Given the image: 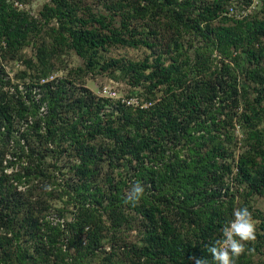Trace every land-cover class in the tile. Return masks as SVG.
<instances>
[{
  "label": "trees",
  "instance_id": "obj_1",
  "mask_svg": "<svg viewBox=\"0 0 264 264\" xmlns=\"http://www.w3.org/2000/svg\"><path fill=\"white\" fill-rule=\"evenodd\" d=\"M14 1L0 0L2 264H91L108 235L132 264H214L207 246L238 197L264 194V0L261 15L242 18L223 14L230 0H48L37 14ZM32 37L14 84L2 62ZM112 46L150 54L108 57ZM63 49L83 63L53 76L45 56ZM111 65L142 100L103 98L69 76ZM101 165L132 170L124 183L142 184L140 198L102 179ZM256 215L236 264H264ZM135 217L140 236L127 243Z\"/></svg>",
  "mask_w": 264,
  "mask_h": 264
},
{
  "label": "rangeland",
  "instance_id": "obj_2",
  "mask_svg": "<svg viewBox=\"0 0 264 264\" xmlns=\"http://www.w3.org/2000/svg\"><path fill=\"white\" fill-rule=\"evenodd\" d=\"M47 1L48 0H26V2L22 3V8H27L33 14H37L42 5ZM85 1L88 3H94L92 2V0ZM261 5L262 0H230L225 5V10L223 14L227 13L229 16L235 18H242L243 16L261 15ZM260 38H262L264 42V37ZM46 40H48V38ZM39 41L40 40L38 39V37H32L28 41V43L22 48L19 55H17L13 59H8L5 62H2L5 70L4 73H6L7 77L12 78V83L15 84L18 81L20 82V79L17 75L21 73L20 71L25 68V63L23 60L24 58L34 57L35 46ZM149 54L150 50L143 46L137 48L125 46H112L106 52V56L108 57L113 56L115 58L120 57L133 60L143 59ZM45 58L47 59V61L52 62L53 76L59 77H67V74L70 73V68L81 65L83 63L81 57L78 56L71 49H63L61 51H58L56 57L54 54L51 56L47 54ZM69 76L73 79V81L75 80L76 82H81L84 86H87L95 95L103 98H120L122 100H127L131 103H137L142 100V97L137 94V88L132 87V85H130L128 81V76H123L122 71L118 67L112 65L103 69L96 68L87 73H84L82 77L75 76L73 72ZM262 102L264 104V95ZM232 130L236 135V139L238 140L237 144L239 145V140L242 137V130L240 129L239 125H235ZM11 142L9 143V146ZM100 142H102V140ZM9 151L12 152V149H10ZM7 157H10V152L7 153ZM9 168L8 170H10ZM99 174L102 179L106 176H112L113 183L122 180L120 181V183L124 188V181H126L127 178L132 174V170L128 169L126 166L110 168L109 166L101 165L99 168ZM130 183L131 181L128 182L129 185L125 186V189L127 191L132 188V185ZM56 204L57 206H59L60 202L57 201ZM243 205H246L248 206V208H250L249 210L252 213L257 229L259 217L255 216H258L256 215L257 213H260V215L264 214V194H255L251 197L239 196L238 200L236 201L235 209ZM46 219L51 220V215L47 214L41 220V222L43 223L40 224L42 231H44L46 228ZM139 228L140 220L139 218L135 217L132 219L131 227H129L123 233V235L126 237L123 240L127 243L136 242L140 236V233L138 231ZM106 238L108 239H104L103 248L101 249V251H99V256L93 257L91 264H98V262H100L104 258V256L107 255L113 257V259H115L118 264H132L131 255L125 252V250L121 247L122 242L120 240H117L116 243L112 242V240L109 239V235ZM253 260L259 262V260H261V255H254ZM0 264H2L1 261Z\"/></svg>",
  "mask_w": 264,
  "mask_h": 264
},
{
  "label": "clouds",
  "instance_id": "obj_3",
  "mask_svg": "<svg viewBox=\"0 0 264 264\" xmlns=\"http://www.w3.org/2000/svg\"><path fill=\"white\" fill-rule=\"evenodd\" d=\"M51 188V186H46ZM144 188L140 183L133 185L128 200L135 202L143 194ZM220 237L207 246L214 264H236L246 248V242L255 239L256 223L248 206L243 205L233 210L232 218L220 229ZM195 264H209L207 257H198Z\"/></svg>",
  "mask_w": 264,
  "mask_h": 264
},
{
  "label": "built area",
  "instance_id": "obj_4",
  "mask_svg": "<svg viewBox=\"0 0 264 264\" xmlns=\"http://www.w3.org/2000/svg\"><path fill=\"white\" fill-rule=\"evenodd\" d=\"M14 4H15V5H18V6H20V7L22 6V4L18 3L16 0L14 1Z\"/></svg>",
  "mask_w": 264,
  "mask_h": 264
}]
</instances>
